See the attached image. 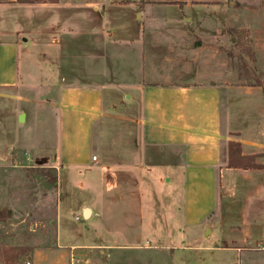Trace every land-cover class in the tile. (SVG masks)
I'll list each match as a JSON object with an SVG mask.
<instances>
[{
  "label": "crops",
  "instance_id": "obj_1",
  "mask_svg": "<svg viewBox=\"0 0 264 264\" xmlns=\"http://www.w3.org/2000/svg\"><path fill=\"white\" fill-rule=\"evenodd\" d=\"M129 1L0 0V120L31 139L28 121L51 119L54 153L37 159L27 144L26 159L54 173L56 196L61 175L73 186L54 203L51 245L34 248L29 262L112 264L132 251L148 252L140 264H161L201 238L248 256L264 245L263 91L226 71L208 45L244 31L264 71V0H230L215 16L197 13L208 1ZM72 7L94 11L97 25H63ZM245 107L257 121H244ZM107 121L126 122L129 139H108ZM93 139L111 147L95 150ZM230 143L243 164L261 168H229ZM79 190L90 198L75 202ZM77 213L85 225L73 238L67 217L80 222Z\"/></svg>",
  "mask_w": 264,
  "mask_h": 264
},
{
  "label": "rangeland",
  "instance_id": "obj_2",
  "mask_svg": "<svg viewBox=\"0 0 264 264\" xmlns=\"http://www.w3.org/2000/svg\"><path fill=\"white\" fill-rule=\"evenodd\" d=\"M66 1L75 5L83 3V0ZM140 1L162 2L166 0H130L129 2L133 4H128V6ZM201 1L210 3L196 7V10H200L197 13L207 10L215 16L225 12L229 7L227 3L230 0ZM239 2L257 5L260 1L240 0ZM152 6L145 5V8ZM67 11H70L68 13L72 15L62 22L63 25L68 24L75 30L97 25V21L92 18L94 16L92 10L72 7ZM110 12L108 10L107 15L104 16L103 24L107 27L113 25ZM155 18L152 22L155 25H161V17ZM86 20L87 23H85ZM224 34L223 42L216 39L208 45V48L217 50L218 64L220 61L224 62L226 71L238 75L239 80L245 85L260 84L264 86V71L255 60L254 42L248 38L244 31H226ZM242 118L246 122L257 121L256 108L245 107ZM106 123L110 130L115 131L110 134L108 139H117V141L129 139L127 135H123V131L129 127L126 122L107 121ZM27 128L31 139H23L22 129L16 125L7 126L5 121L0 120V264H25V262H29V254L34 248L51 245L54 234V203L57 196L62 202L69 199L68 187H73L72 185L66 186L61 175L56 196L55 187L51 183L54 173L49 172V169L40 168L36 164L37 162L29 164L26 159L28 151L25 145L27 144L29 147L33 146L34 158L41 159L52 156L56 146L54 122L49 118L45 121H32L31 123L28 121ZM93 141L95 150L107 151V148L111 147L110 144L103 143L100 139H93ZM44 166L42 165V167ZM89 198L90 195L86 190H79V193L75 195V202ZM259 214H261L259 218L264 221V209ZM77 216L80 222H74L70 216L67 217V227L73 238L85 225L81 215L77 213ZM212 241L201 238L199 241L185 242L184 245L194 244L195 248L190 250L183 248L178 251L175 249L168 259L166 256L169 251L165 252L167 255L163 254L161 264H243L244 257L248 256L250 264H264V251H258L255 249L256 247L246 256L247 254L240 255L233 250L213 248ZM217 244L220 247V244ZM141 253L148 252L120 251L115 254V261L112 264H140L143 258L146 261L151 260L150 256H142Z\"/></svg>",
  "mask_w": 264,
  "mask_h": 264
},
{
  "label": "trees",
  "instance_id": "obj_3",
  "mask_svg": "<svg viewBox=\"0 0 264 264\" xmlns=\"http://www.w3.org/2000/svg\"><path fill=\"white\" fill-rule=\"evenodd\" d=\"M16 2L21 3V4H45V3L56 4L58 2V0H16ZM254 86L261 87V89L263 91V99H264V86H261L260 84H254ZM244 160H245V158L240 156L239 144L230 143L228 145V167L229 168H241V169H259V168H261L259 166H255L253 164H247V165L243 164ZM51 180H52L51 181L52 186L55 187V184H56L55 176H53Z\"/></svg>",
  "mask_w": 264,
  "mask_h": 264
},
{
  "label": "built area",
  "instance_id": "obj_4",
  "mask_svg": "<svg viewBox=\"0 0 264 264\" xmlns=\"http://www.w3.org/2000/svg\"><path fill=\"white\" fill-rule=\"evenodd\" d=\"M95 160H96V157L93 156L92 161H95ZM75 221H78L77 217L75 218ZM255 249L258 251H264V245H258ZM25 264H29V262L27 261L25 262Z\"/></svg>",
  "mask_w": 264,
  "mask_h": 264
}]
</instances>
